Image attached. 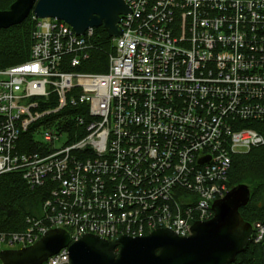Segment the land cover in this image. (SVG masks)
I'll use <instances>...</instances> for the list:
<instances>
[{
    "label": "built area",
    "instance_id": "2783aa9c",
    "mask_svg": "<svg viewBox=\"0 0 264 264\" xmlns=\"http://www.w3.org/2000/svg\"><path fill=\"white\" fill-rule=\"evenodd\" d=\"M123 1L107 71L63 69L88 57L93 27L76 34L33 13L29 57L0 67V174L51 186L24 229L0 230V250L51 228L70 242L157 228L187 236L228 191L232 154L264 146V0ZM79 104L89 117L72 132L66 114L49 118ZM79 125L84 135L69 141ZM23 133L35 150H18ZM251 239L264 243V220ZM69 263L64 246L41 264Z\"/></svg>",
    "mask_w": 264,
    "mask_h": 264
},
{
    "label": "water",
    "instance_id": "95a60500",
    "mask_svg": "<svg viewBox=\"0 0 264 264\" xmlns=\"http://www.w3.org/2000/svg\"><path fill=\"white\" fill-rule=\"evenodd\" d=\"M129 11L123 0H13L7 8L0 9V29L20 23L32 12L38 18L62 19L76 34L103 26L110 36H118L121 15ZM249 199L246 183L233 186L213 201L212 217L194 221L187 236L157 228L142 236L121 235L114 240L85 233L70 242L65 229L51 228L29 246L0 250V261L41 264L68 246L69 264H229L251 239L252 223L239 212ZM260 264H264V243Z\"/></svg>",
    "mask_w": 264,
    "mask_h": 264
},
{
    "label": "trees",
    "instance_id": "16d2710c",
    "mask_svg": "<svg viewBox=\"0 0 264 264\" xmlns=\"http://www.w3.org/2000/svg\"><path fill=\"white\" fill-rule=\"evenodd\" d=\"M12 1L0 0V9L7 8ZM34 24L30 12L20 23L0 29V67L22 62L29 57ZM92 43L86 59L74 67L65 65L63 69L93 73L107 71L112 37L103 26L95 27ZM63 114L67 115L71 132L76 130V117H83L84 120L89 117L87 105L79 104L73 107L67 105L49 118H59ZM57 124L61 125V120ZM77 132L78 135H72L69 141L82 137L84 127L77 126ZM17 148L25 152L35 150L36 145L31 135L23 133ZM239 183H246L250 188L248 203L239 208L241 216L251 223L264 220V147H251L246 152L232 154L228 185L232 188ZM50 188L49 183L30 187L19 172L0 174V230L24 229L25 217L38 214L43 200L50 194ZM261 244L250 239L243 251L237 254L236 262L260 264Z\"/></svg>",
    "mask_w": 264,
    "mask_h": 264
},
{
    "label": "rangeland",
    "instance_id": "374dc122",
    "mask_svg": "<svg viewBox=\"0 0 264 264\" xmlns=\"http://www.w3.org/2000/svg\"><path fill=\"white\" fill-rule=\"evenodd\" d=\"M262 147H264V146H262ZM226 187H227L228 190L230 189V186L228 185V180H227V183H226Z\"/></svg>",
    "mask_w": 264,
    "mask_h": 264
}]
</instances>
